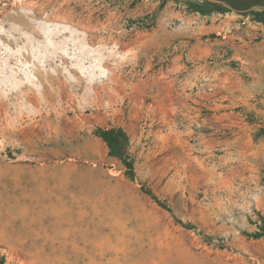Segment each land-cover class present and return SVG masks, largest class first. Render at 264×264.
Here are the masks:
<instances>
[{"label":"rangeland","instance_id":"rangeland-1","mask_svg":"<svg viewBox=\"0 0 264 264\" xmlns=\"http://www.w3.org/2000/svg\"><path fill=\"white\" fill-rule=\"evenodd\" d=\"M184 1L0 0V264H264V24Z\"/></svg>","mask_w":264,"mask_h":264},{"label":"trees","instance_id":"trees-1","mask_svg":"<svg viewBox=\"0 0 264 264\" xmlns=\"http://www.w3.org/2000/svg\"><path fill=\"white\" fill-rule=\"evenodd\" d=\"M184 2L190 10L202 14L236 10L251 15L255 20L264 24V0H223L229 7L224 4H216L210 0H185ZM255 5H262L263 7L252 8ZM96 134L107 144L109 154L122 161L127 168V174L133 179L135 176V161L129 151L130 137L128 133L122 127H110L99 128ZM261 217L264 221V216ZM249 235L255 238L264 237V225L261 226L260 231Z\"/></svg>","mask_w":264,"mask_h":264},{"label":"bare ground","instance_id":"bare-ground-1","mask_svg":"<svg viewBox=\"0 0 264 264\" xmlns=\"http://www.w3.org/2000/svg\"><path fill=\"white\" fill-rule=\"evenodd\" d=\"M101 262V261H100Z\"/></svg>","mask_w":264,"mask_h":264}]
</instances>
